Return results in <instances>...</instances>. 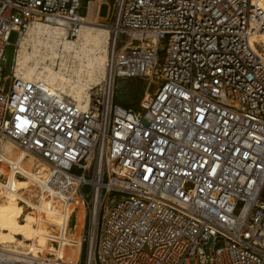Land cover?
I'll use <instances>...</instances> for the list:
<instances>
[{"label":"built area","instance_id":"obj_1","mask_svg":"<svg viewBox=\"0 0 264 264\" xmlns=\"http://www.w3.org/2000/svg\"><path fill=\"white\" fill-rule=\"evenodd\" d=\"M103 2L0 0V198L27 181L17 202L37 221L0 264H264V0L109 1L86 107L17 75L35 21L77 39ZM134 80L137 108L116 100Z\"/></svg>","mask_w":264,"mask_h":264},{"label":"bare ground","instance_id":"obj_2","mask_svg":"<svg viewBox=\"0 0 264 264\" xmlns=\"http://www.w3.org/2000/svg\"><path fill=\"white\" fill-rule=\"evenodd\" d=\"M92 23L95 22L92 21V16H89L88 23L84 24L77 39H69L62 28L43 21H35L21 41L16 59L17 75L29 80L42 81L52 89L73 96L86 107L88 88L104 76L109 36L106 26L100 27ZM252 41L264 46V31ZM18 159L21 162L23 157L19 155ZM26 171L33 178L34 174L29 173L31 170L28 168ZM16 184L19 187L3 196L6 199L0 202V236H7L8 240L13 241L15 239L11 232L24 230L23 232L27 233L25 240L27 238L30 240L34 232L36 233L34 225L37 221L30 214H26L24 219L26 224L19 223L18 220L21 219L24 210L17 203L16 190L23 189L27 183L22 181ZM47 203L36 208L48 212ZM79 209V221L82 226L84 213L81 206ZM49 213H52L51 209ZM5 231L10 233H4ZM19 243L23 245L25 242L19 240Z\"/></svg>","mask_w":264,"mask_h":264},{"label":"rangeland","instance_id":"obj_3","mask_svg":"<svg viewBox=\"0 0 264 264\" xmlns=\"http://www.w3.org/2000/svg\"><path fill=\"white\" fill-rule=\"evenodd\" d=\"M109 1H113V0H104V2L101 4L100 6V15L101 16H106L109 10ZM93 21L95 23H92L96 26H100L103 27L101 25H104V21L102 19H93ZM18 38V32L17 31H11L10 35H9V44L6 47V51H5V64H4V73L5 75H11L12 73V69H13V63H14V56H15V48H16V40ZM261 46V45H260ZM262 50H264V46H261ZM148 86V82L147 81H143V80H134L131 81L130 83H122L119 82V87H118V95H117V102L122 104V105H126V106H130L133 108H137L138 107V103L141 99V97L143 96L144 93V89ZM21 152L17 151L15 152L14 158L15 156L17 157L18 155H20ZM26 161V160H25ZM24 161V166L26 167V169H30L31 171L33 170L32 165L26 161ZM32 167V168H31ZM29 173H32V172ZM23 182H27V181H23ZM6 198H0V202L4 201ZM18 203V202H17ZM19 204V203H18ZM20 205V204H19ZM46 207L49 209H51V204L47 203ZM32 215V214H30ZM33 216V215H32ZM19 223L22 224H26L25 220H24V215L23 217H21V219L18 220ZM32 226V225H31ZM33 227V226H32ZM24 230H16V231H12V235L14 237L15 240L11 241L10 239L8 240L7 236H0V243H2L3 245H8L9 247H14V245L17 246H25L26 243H28L25 240V237L27 236L26 232H23ZM4 233H10L9 231H5ZM24 238V239H23ZM24 241H23V240ZM20 241H23V245L22 243H19ZM28 240V238H27ZM190 264H195L194 260L190 261Z\"/></svg>","mask_w":264,"mask_h":264},{"label":"crops","instance_id":"obj_4","mask_svg":"<svg viewBox=\"0 0 264 264\" xmlns=\"http://www.w3.org/2000/svg\"><path fill=\"white\" fill-rule=\"evenodd\" d=\"M107 16V15H106ZM106 16H101L99 17V19H102L103 21L105 20ZM104 24H105V21H104Z\"/></svg>","mask_w":264,"mask_h":264}]
</instances>
